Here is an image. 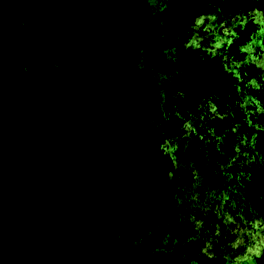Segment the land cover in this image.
<instances>
[{
  "label": "rangeland",
  "instance_id": "374dc122",
  "mask_svg": "<svg viewBox=\"0 0 264 264\" xmlns=\"http://www.w3.org/2000/svg\"><path fill=\"white\" fill-rule=\"evenodd\" d=\"M168 1L143 0L136 8L129 0H79L82 15L102 13L109 24L104 39L85 37L78 41L80 45L99 53L115 42L119 46L136 43L131 54L108 55L102 67L150 75L137 93L146 102L140 108L146 109L147 134L139 132L135 122L130 124L128 136L124 128L110 127L105 115L90 114L96 120L85 126L81 132L84 134L51 143L46 129L50 121L37 119L32 93L26 95L25 109L19 104L15 112H7L0 97V198L13 207L24 205L37 211L48 231L68 242L76 241L87 230L89 217L96 213L100 223L140 255L145 264H154V260L139 245L153 232H160L165 249L173 251L174 264H264V211L259 207L264 206V181L255 189L251 186L255 176L250 180L246 174L242 176L247 188L240 189V193L249 188L253 192L240 198L235 206V210L241 209V219L234 224L229 223L234 215L227 214L233 206L223 207L227 179L220 183L225 194L219 202L212 198L218 196L211 190L212 181L230 174L234 163L245 155L243 134L247 129L234 122L237 118L232 114L227 133L209 128L217 93L236 97L245 86L242 68L234 61L247 50L261 55L253 39L259 24L255 16L264 11V0H199L196 9L182 3L178 9L166 12ZM32 41L38 43V39ZM180 73L185 75L184 80L175 86V77ZM215 76L222 81L217 82ZM21 98L19 95L22 103ZM59 121L62 132H66L68 119ZM172 128L171 136L160 147L155 134ZM254 137L256 142H264L258 133ZM65 173L71 179L83 178L85 187L96 195L103 196L106 191L109 200L105 197L99 204L92 195L93 199L79 200L75 206L61 207L52 197L42 200L33 195V181L43 186L53 179L63 180ZM157 178L169 181L151 183L159 198V216L138 220L137 213H130L126 206H136L142 195L138 181ZM229 191L233 198L234 189ZM113 204L121 209L110 210ZM232 230L242 233L237 236ZM27 261L56 264L33 239L0 224V264ZM70 264L122 263L109 253L107 260L81 263L76 259Z\"/></svg>",
  "mask_w": 264,
  "mask_h": 264
},
{
  "label": "trees",
  "instance_id": "16d2710c",
  "mask_svg": "<svg viewBox=\"0 0 264 264\" xmlns=\"http://www.w3.org/2000/svg\"><path fill=\"white\" fill-rule=\"evenodd\" d=\"M198 1L169 0L164 11L176 10L182 3L196 9ZM17 15L20 16L15 17ZM108 25V17L102 13L82 15L79 0H0V97L5 110L15 112L19 104L25 109L26 95L32 93L37 119L50 121V128L46 129L51 143L84 134L81 132L85 126L96 120L90 114L105 115L110 127L124 128L128 136L131 134L130 124L135 122L139 125L138 131L147 134L146 109L140 108L146 102L139 99L137 93L146 86L150 75L110 71L102 67V60L108 55L131 54L136 43L128 46L121 43L119 46L115 42L107 50L96 53L78 42L85 37L104 39L109 32ZM35 39H38L37 44H33ZM184 76L183 73L177 74L174 85L182 83ZM19 95H22V103ZM61 118L69 121L64 133L57 123ZM154 130L159 131V128ZM172 132L173 128L157 132L156 143L163 147L165 138ZM47 149L51 151L50 144ZM164 154L169 156V153ZM69 175L65 173L61 181L48 180L43 186L42 182L33 181L31 185L36 187L32 189L33 195L42 200L52 197L61 207L75 206L79 200L89 197L98 199L99 204L104 201L106 191L102 192L103 196L96 195L93 189L85 187L83 178L71 179ZM157 180L169 182L167 178L138 181L142 195L139 194L136 206H126L130 213L133 210L137 213L138 220L139 217L146 220L151 215L159 216V198L151 186ZM106 200L109 199L106 197ZM119 205L113 204L109 209L117 212L121 209ZM0 224L33 239L37 248L56 264H70L76 259L81 263L107 260L109 253L122 264H145L140 255L100 223L96 213L91 214L87 230L74 242L51 234L37 211L24 205L13 207L1 198ZM139 248L144 254L151 255L154 264H174V253L165 249L160 232L144 237ZM22 264L36 263L27 261Z\"/></svg>",
  "mask_w": 264,
  "mask_h": 264
},
{
  "label": "flooded vegetation",
  "instance_id": "af4514ba",
  "mask_svg": "<svg viewBox=\"0 0 264 264\" xmlns=\"http://www.w3.org/2000/svg\"><path fill=\"white\" fill-rule=\"evenodd\" d=\"M255 17L258 18L259 24L257 28H255V39H253V41H256L258 44L261 55H252V52L248 53L249 50H247L245 55L239 56L238 59L234 61L236 67L239 69L242 68V80L245 86L243 91L236 95V97L234 95L224 97L221 96L219 92L217 93L212 103L214 110L211 113L212 124L209 126V128L214 129L215 133L220 132L221 129L223 133H227L226 127H228L229 117L232 114V117L235 116L237 118L234 122L236 121L240 126L244 125L248 131H245L246 133L243 134V144L245 148H243V151H245V155H241V161L239 163H234L236 166L235 168L231 167L230 174L220 176V179L212 181L211 184L213 193H218L217 197L212 196V198L218 203L222 195L225 194V190L220 183L224 179L228 180V193L226 198L223 199V202H225L223 207L226 208L227 204L233 206L231 211L227 212L229 215L230 213L234 215L235 218L229 221V223L233 222V224L241 219L239 216L241 209L235 210V206L239 204L240 198L251 191L253 192V189L249 188L240 193V189L247 188L246 181L242 176L246 174L247 180H250L251 176H255L254 183L251 185L255 189L259 188V185L264 181V142H256L254 137V135L258 133V135L262 136V139H264V39L261 38L264 36V11H262L259 16ZM258 30H261L260 33H257ZM214 78L217 82L222 81L218 76ZM233 128L235 129V127ZM256 144L257 146H255ZM240 183L243 185L241 186ZM230 189H234L233 198L230 197ZM234 198H236V201H234ZM228 199L230 200L228 201ZM259 207L264 211V206L262 204L259 205ZM260 208H257V210L259 211ZM253 214L258 215V213ZM229 215L226 216L229 218ZM232 233H237V236H240L242 232L232 230Z\"/></svg>",
  "mask_w": 264,
  "mask_h": 264
},
{
  "label": "water",
  "instance_id": "95a60500",
  "mask_svg": "<svg viewBox=\"0 0 264 264\" xmlns=\"http://www.w3.org/2000/svg\"><path fill=\"white\" fill-rule=\"evenodd\" d=\"M129 2L136 8L141 7L143 0H129Z\"/></svg>",
  "mask_w": 264,
  "mask_h": 264
}]
</instances>
